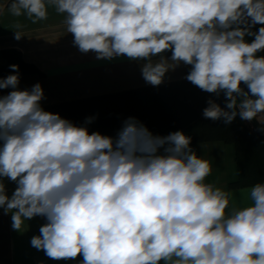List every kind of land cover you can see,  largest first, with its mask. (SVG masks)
<instances>
[{
  "label": "clouds",
  "instance_id": "obj_1",
  "mask_svg": "<svg viewBox=\"0 0 264 264\" xmlns=\"http://www.w3.org/2000/svg\"><path fill=\"white\" fill-rule=\"evenodd\" d=\"M49 7L80 54L137 62L152 87L185 66L183 79L210 94L204 119L239 117L264 133V0H10L7 10L36 24ZM12 29L25 38L23 24ZM9 68L0 215L17 233L44 220L32 248L77 264H264V182L237 203L207 182L212 164L182 130L154 134L129 116L115 136L90 131L96 116L77 124L45 110L42 85L21 89L19 65Z\"/></svg>",
  "mask_w": 264,
  "mask_h": 264
},
{
  "label": "crops",
  "instance_id": "obj_2",
  "mask_svg": "<svg viewBox=\"0 0 264 264\" xmlns=\"http://www.w3.org/2000/svg\"><path fill=\"white\" fill-rule=\"evenodd\" d=\"M8 0H0V51L14 48L21 52L24 60L35 64L43 77L21 75L20 88H30L39 82L45 93L42 105L57 101L77 99L126 90L147 85L141 77L137 62L120 58L111 62L97 61L93 53L82 55L72 46V36L67 33L63 23L64 16L49 7L47 20L31 23L26 17H13L7 10ZM19 22L24 25L25 38L17 42L13 39L12 25ZM4 60L0 55V64ZM187 73V67L181 66L169 73L166 81L178 80ZM198 155L212 164V174L207 182L217 184L229 191L239 203L242 190L229 189L228 183L237 177L234 148L223 142L192 143ZM27 223V222H26ZM42 218L28 221L29 229L17 233L11 229L9 215H0V264H77V261H53L43 252L30 246V238L38 234Z\"/></svg>",
  "mask_w": 264,
  "mask_h": 264
},
{
  "label": "trees",
  "instance_id": "obj_3",
  "mask_svg": "<svg viewBox=\"0 0 264 264\" xmlns=\"http://www.w3.org/2000/svg\"><path fill=\"white\" fill-rule=\"evenodd\" d=\"M9 2L10 0L7 6ZM0 55L4 60L0 64V76L10 74L11 64L19 65L20 76H44L35 64L24 60L21 52L14 48L2 49ZM7 91L9 90H4V94ZM209 98L210 94L181 78L166 81L159 87L144 85L42 106L77 124L83 123L87 116H96L97 119L89 125V130L106 135L115 136L122 121L133 116L154 134L167 135L182 130L192 137V143L217 141L231 144L234 148L237 177L228 183V188L239 189L264 182V133L256 131L255 121L245 122L239 117L227 126L223 121L204 119L202 110ZM217 102L224 105L223 95ZM14 187V184H8L9 194Z\"/></svg>",
  "mask_w": 264,
  "mask_h": 264
}]
</instances>
